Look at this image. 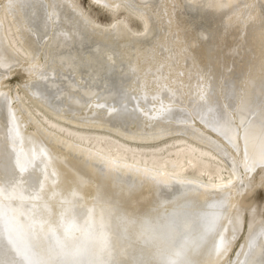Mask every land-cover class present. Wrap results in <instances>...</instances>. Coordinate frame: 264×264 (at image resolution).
I'll use <instances>...</instances> for the list:
<instances>
[{"label": "bare ground", "instance_id": "bare-ground-1", "mask_svg": "<svg viewBox=\"0 0 264 264\" xmlns=\"http://www.w3.org/2000/svg\"><path fill=\"white\" fill-rule=\"evenodd\" d=\"M94 1L0 0V264H264V0Z\"/></svg>", "mask_w": 264, "mask_h": 264}, {"label": "rangeland", "instance_id": "rangeland-1", "mask_svg": "<svg viewBox=\"0 0 264 264\" xmlns=\"http://www.w3.org/2000/svg\"><path fill=\"white\" fill-rule=\"evenodd\" d=\"M78 2L84 7V9L94 18H96L97 20H100L102 22H110L112 20V15L109 14L107 11H105L103 9L102 6H100V4L96 3L94 0H78ZM118 16H122V15H118ZM130 22L132 24L133 27L137 28V29H141V27H143V25H141L142 23L137 20L136 18H130ZM18 94L20 95V91H18ZM200 131H204V129L199 126L198 128ZM183 132L180 131H175L174 133H171L169 136H173V135H178L181 134ZM161 139L155 140L159 141Z\"/></svg>", "mask_w": 264, "mask_h": 264}]
</instances>
